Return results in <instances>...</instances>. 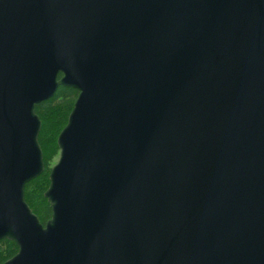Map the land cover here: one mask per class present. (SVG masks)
Returning <instances> with one entry per match:
<instances>
[{"label": "water", "instance_id": "water-1", "mask_svg": "<svg viewBox=\"0 0 264 264\" xmlns=\"http://www.w3.org/2000/svg\"><path fill=\"white\" fill-rule=\"evenodd\" d=\"M2 240L4 264H264V0H0Z\"/></svg>", "mask_w": 264, "mask_h": 264}, {"label": "trees", "instance_id": "trees-1", "mask_svg": "<svg viewBox=\"0 0 264 264\" xmlns=\"http://www.w3.org/2000/svg\"><path fill=\"white\" fill-rule=\"evenodd\" d=\"M77 97V90L70 87H60L51 99L35 107V112L42 123L39 144L43 152L45 170L41 176L26 185L25 198L31 210L43 225L52 217V209L45 198V193L50 185L51 168L60 154L57 140L68 123V118ZM17 253L18 247L14 242L9 240L0 241V264H4Z\"/></svg>", "mask_w": 264, "mask_h": 264}, {"label": "rangeland", "instance_id": "rangeland-1", "mask_svg": "<svg viewBox=\"0 0 264 264\" xmlns=\"http://www.w3.org/2000/svg\"><path fill=\"white\" fill-rule=\"evenodd\" d=\"M57 160H58V159H57ZM57 160H56V162H57ZM56 162H55V163H56Z\"/></svg>", "mask_w": 264, "mask_h": 264}]
</instances>
